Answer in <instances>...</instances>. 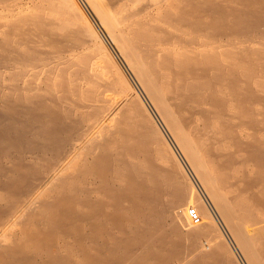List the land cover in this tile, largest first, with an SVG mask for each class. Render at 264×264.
<instances>
[{"label":"bare ground","instance_id":"6f19581e","mask_svg":"<svg viewBox=\"0 0 264 264\" xmlns=\"http://www.w3.org/2000/svg\"><path fill=\"white\" fill-rule=\"evenodd\" d=\"M0 264H264V0H0Z\"/></svg>","mask_w":264,"mask_h":264},{"label":"rangeland","instance_id":"374dc122","mask_svg":"<svg viewBox=\"0 0 264 264\" xmlns=\"http://www.w3.org/2000/svg\"><path fill=\"white\" fill-rule=\"evenodd\" d=\"M135 7H137V5H136ZM134 20H135V19H134ZM134 20H133V21H134Z\"/></svg>","mask_w":264,"mask_h":264}]
</instances>
